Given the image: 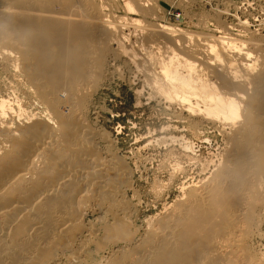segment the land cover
I'll return each mask as SVG.
<instances>
[{"label":"bare ground","instance_id":"bare-ground-1","mask_svg":"<svg viewBox=\"0 0 264 264\" xmlns=\"http://www.w3.org/2000/svg\"><path fill=\"white\" fill-rule=\"evenodd\" d=\"M171 1L0 0V264H264V21L214 0V16L170 24ZM117 67L177 109L188 135L156 140L197 169L142 225L129 168L85 120Z\"/></svg>","mask_w":264,"mask_h":264},{"label":"rangeland","instance_id":"rangeland-1","mask_svg":"<svg viewBox=\"0 0 264 264\" xmlns=\"http://www.w3.org/2000/svg\"><path fill=\"white\" fill-rule=\"evenodd\" d=\"M177 1L179 2V0H172L169 4L165 3L163 5L165 6L163 7L165 20L170 24H181L184 27L191 25L192 20L197 22L212 17L215 15L216 9L222 8L214 0L209 1V3L204 0H202V3L196 1L194 2L195 5L191 3V8L190 4L188 5L190 8H188L189 14L184 15ZM232 2L236 6L234 7L237 9L236 13L242 20L252 21L251 29H256L254 25L257 24V20L264 21V14L258 10V5H264V0L251 2L250 6L242 0H232ZM251 17L255 18V21ZM260 32L263 34L262 31ZM118 72H120V75ZM127 72L125 69L117 67V71L111 73L112 75L110 73L105 74L104 78H106H103L100 83V85L103 84L102 87L99 85L91 98V104L87 107L85 120L93 131L104 135L105 141H99L98 146L111 145L109 147H111L116 158H121L125 167L129 168L128 180L132 183V189L127 191V199L130 198L133 204L139 201L135 220L137 225H142L145 218L161 212L164 204H169L179 195L178 182L188 181L197 169L188 165L186 153L177 142L167 141L165 144L156 140L157 136L188 135V132L186 133L181 126L182 122L175 120L173 114L176 113L177 109L157 102L158 100L155 98L150 99L147 96L148 89L146 87L143 89L141 96L137 97L134 89H140V84L137 81L135 82L134 79L131 80L133 76ZM6 78L5 75L0 76V85H2L0 90L6 89L7 84H9L7 80L5 81ZM166 125H169L170 128ZM171 125L178 126V130L173 131ZM209 148V146H203L201 151L196 152V156L198 157L201 154L200 157H208L213 147H211L212 149ZM176 165L181 166L186 171L188 169L187 180L185 178L182 180L180 176L179 180L171 183L169 180L170 173H173L172 171H174ZM154 189L161 190V196L158 200H156V196L153 197L152 190ZM92 214L89 212L84 217L85 223L86 219L87 221L93 220ZM259 229L261 233L255 240L257 243L263 244L264 247V222Z\"/></svg>","mask_w":264,"mask_h":264}]
</instances>
